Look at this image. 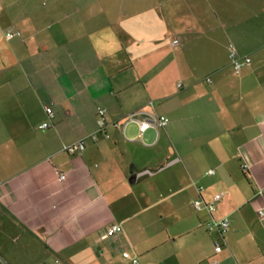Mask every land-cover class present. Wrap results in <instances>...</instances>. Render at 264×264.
Segmentation results:
<instances>
[{"label":"crops","instance_id":"crops-1","mask_svg":"<svg viewBox=\"0 0 264 264\" xmlns=\"http://www.w3.org/2000/svg\"><path fill=\"white\" fill-rule=\"evenodd\" d=\"M104 1L89 22L50 19L48 40L20 20L7 39L0 21V60L20 59L0 66V264H264V3L241 0L240 19L207 11L201 33V0ZM232 48L250 57L238 73ZM149 101L165 126L122 125ZM49 103L54 124L40 129ZM98 105L120 124L92 140ZM82 137V150H63ZM217 193L212 210L192 206ZM224 216V232L206 228Z\"/></svg>","mask_w":264,"mask_h":264},{"label":"rangeland","instance_id":"rangeland-1","mask_svg":"<svg viewBox=\"0 0 264 264\" xmlns=\"http://www.w3.org/2000/svg\"><path fill=\"white\" fill-rule=\"evenodd\" d=\"M51 0H0V21L4 23H7L8 26H10L12 29H16L15 26L19 20L20 23L26 22H36L42 27L41 35L48 40L49 37V28H50V19L52 18H62L61 22L65 23L66 21L71 20L73 24H79L82 21L89 22L97 17H100L102 14V11L99 10V3H106V1L101 0H64V2H70L72 4H80L82 5V9L78 11H56L52 12L49 11V7L51 6L50 3ZM60 1L61 0H57ZM181 0H169V3L171 4H179ZM255 3L250 4V6H254V8L257 11H261L263 1L262 0H252ZM50 3V4H49ZM262 3V5H261ZM72 4L69 5L72 7ZM242 6V8H241ZM245 4L241 2V0H201L200 2V9H201V33L206 29L204 24H208L210 20L205 17V14L207 11L211 12V10L217 11L218 16H223L224 19H230L229 17H232L234 19H240L243 17V15L246 13L244 9ZM3 7H7L8 9H2ZM226 8V9H225ZM63 13L66 15L65 17H61ZM111 12H109L110 14ZM147 12H138V15L134 18L138 21L139 27L138 29L143 30V35L145 34V29L143 28L144 21H145V15ZM51 15V16H50ZM212 16V13H211ZM213 17V16H212ZM212 17L209 16V18L212 20ZM63 18H67L66 20ZM14 25V26H13ZM79 26V25H78ZM16 27V28H14ZM25 29V28H24ZM52 27L50 28V30ZM53 30H56L55 27ZM71 33H78L81 31L80 26L79 27H73L70 29ZM75 31V32H74ZM62 34L60 30L54 34L55 41H59ZM177 35H171L170 37H174ZM17 39V38H16ZM16 39H13L12 41H15ZM171 41L174 43H177V39L173 40L171 38ZM15 58V56H14ZM13 56H3L2 60H0V66H2V61L6 65L5 67L8 69L11 68H18L20 67V62L14 60ZM230 64V63H229ZM181 83V82H177ZM154 102V101H149ZM12 124H10V133H20V124H16L14 128H12ZM125 133L127 135H133L136 134V126L134 123H129L125 128ZM34 134V133H33ZM38 134V133H36ZM143 134H154V131L152 129L147 130ZM144 138L146 139V135H144Z\"/></svg>","mask_w":264,"mask_h":264},{"label":"built area","instance_id":"built-area-1","mask_svg":"<svg viewBox=\"0 0 264 264\" xmlns=\"http://www.w3.org/2000/svg\"><path fill=\"white\" fill-rule=\"evenodd\" d=\"M19 35H20V31L17 29H12V28H5L4 29V36L7 39H10L14 36H19ZM229 58H230V64L232 65L233 70L236 73H238L244 65H246L250 62V57L245 56V55H243V56L239 55L234 48H232L229 51ZM207 80L209 81L210 78L207 77ZM178 86H181V83H178ZM43 111L45 113V119L38 124V128H40V129L49 128L54 124L55 113H54L52 104L51 103L44 104L43 105ZM106 114H107V109L104 106H101V105L96 106V110H95L96 127L92 132H90L88 134V137L90 139L95 140L98 136L108 137L109 133H108L107 127L109 125L120 124V120H118V119L111 120V121L108 120L106 118ZM131 120L137 121L138 130L140 132L145 131L149 127H154L156 129L159 127H163L168 122V118L165 115L159 114L154 110V106H153L152 102H148L146 104V106H142V107L135 109L134 111L126 114V116L124 118V122L122 123V125L124 126L125 123H127L128 121H131ZM85 141L86 140L84 137L79 138L78 140H76L72 143L64 145L63 150H65L67 152L82 150L84 148ZM64 177H65V174L61 173L60 178H64ZM197 190H198V192H200L202 190V187L199 186L197 188ZM219 199H220L219 193L214 194L212 199L209 201H204V200H202L201 197H198L192 201V206L196 210H200L201 208H205L208 211H210L213 209L215 202L218 201ZM257 214L260 217L264 216V205L257 209ZM228 222H229V219L227 216H224V217L219 218V219H211L208 222H206V228L209 231L217 230L220 233H222L226 230V228L228 226ZM120 230H121V226L119 224H113L106 229V231L102 235V237L111 236V235L115 234L116 232H119ZM220 247H221V245L218 242V240H216V239L213 240V250L215 252H218L220 250ZM215 263H216V259L213 258V259L207 261L205 264H215Z\"/></svg>","mask_w":264,"mask_h":264},{"label":"trees","instance_id":"trees-1","mask_svg":"<svg viewBox=\"0 0 264 264\" xmlns=\"http://www.w3.org/2000/svg\"><path fill=\"white\" fill-rule=\"evenodd\" d=\"M229 61H230V58H229ZM232 66V65H231Z\"/></svg>","mask_w":264,"mask_h":264}]
</instances>
